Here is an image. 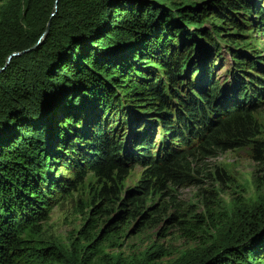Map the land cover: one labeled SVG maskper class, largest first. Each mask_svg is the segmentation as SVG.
Returning a JSON list of instances; mask_svg holds the SVG:
<instances>
[{
	"label": "trees",
	"instance_id": "16d2710c",
	"mask_svg": "<svg viewBox=\"0 0 264 264\" xmlns=\"http://www.w3.org/2000/svg\"><path fill=\"white\" fill-rule=\"evenodd\" d=\"M243 20L264 33V0H0V264H161L155 251L142 259L107 254L109 244L119 246L117 221L141 224L151 209L163 212L171 188L196 185L201 164L219 153L250 146L264 166L256 109L264 81L249 72L250 82L239 79L242 69L264 74V67L238 50L254 53L253 38H232L248 35ZM48 23L44 41L5 66L34 47ZM223 36L236 77L205 90L202 70L198 88L190 73L201 66L212 76L222 50L215 38ZM234 87L244 107L218 101ZM152 118L159 125L148 126ZM134 159L140 177L124 192ZM84 180L115 206L114 216L97 225L92 213L67 255L43 239L44 224L57 197ZM253 181L264 190V177ZM202 207L201 215L187 209L171 218L192 240H205L178 264H264V206L239 210L238 225L217 246L206 237L230 222L225 205L209 196Z\"/></svg>",
	"mask_w": 264,
	"mask_h": 264
},
{
	"label": "rangeland",
	"instance_id": "374dc122",
	"mask_svg": "<svg viewBox=\"0 0 264 264\" xmlns=\"http://www.w3.org/2000/svg\"><path fill=\"white\" fill-rule=\"evenodd\" d=\"M177 1V0H173ZM196 3H206L209 0H193ZM246 22L245 30L248 35L243 38L232 37L239 42H247L250 38H253L254 44L250 50L238 49L243 54L242 57L250 59H258L257 66L263 70L264 67V33L253 28L250 22ZM232 29H229L228 33H231ZM217 45L221 50L220 58L221 62H216L212 76L207 79L209 72L205 71L200 66V70H195L190 73L186 72L182 79H184L189 73H194V80L196 86L200 87V77L203 70V83H206L205 90L208 89V83L212 81L218 82L219 89L222 88L230 80V77H236L232 75L231 65L232 61L230 55L232 54L233 47L227 45V37L223 36L221 39L215 38ZM237 48V47H236ZM229 55V56H228ZM218 59V60H217ZM219 61V56L216 58ZM245 69V68H244ZM229 71V72H228ZM242 71L246 74L244 78H239L243 85L247 84L251 76H257L261 78L263 83L264 74L260 72L251 71L249 68ZM249 72V74L247 73ZM206 75V81H205ZM212 78V79H211ZM249 85V84H248ZM264 88V85H257ZM238 89V87H236ZM232 95L225 94L218 97V101L221 99H229L241 104L239 94L240 89L236 90ZM220 91L218 92L219 95ZM185 96V95H184ZM226 101V100H222ZM227 102V101H226ZM219 106L216 108V110ZM261 113L257 116L259 119H264V105H259L256 108ZM147 124L152 125L153 122L158 124L157 118L147 119ZM174 121V115H173ZM150 132V129L148 130ZM153 133V132H152ZM151 133V134H152ZM163 133L157 129L153 138V143L162 139ZM153 137V135H152ZM128 139V138H127ZM154 146V144H153ZM155 148V146H154ZM134 159L130 164L128 178L124 182L123 191H130L135 186L140 177L141 168L136 165ZM64 170V169H63ZM62 170V171H63ZM70 171H63L60 173V177L64 179L69 178ZM197 184L192 182L188 184H180L171 188L173 195V201L170 202L169 198L161 199L160 204L164 205L163 212L153 214L156 209H151L147 220L138 224L139 219L129 220L128 218L122 221H117V231L114 232L113 243H119L116 248L109 244L106 248V253L114 257L118 256L122 258L130 257L131 255L139 256L143 258L144 254L148 251L156 252V259H161V264H178L180 259L188 253L199 251L202 241L205 240H192L190 234L181 231L180 226L176 220H171L172 216L183 214L185 210H193L197 215H201L204 212L202 207L204 198L213 196L222 201L225 205L226 213L229 221L224 227L218 231L210 233V237H206V242L210 245H219L224 241V235L227 232L228 227L238 225L237 217L235 216L239 210L250 211L253 208H261L264 206V190L257 189L254 185L255 177H264V166L257 164L253 156V150L249 147L238 148L229 152H222L214 156V158L204 161L198 169V173L195 176ZM83 185H77L69 193L62 194L57 197L55 204L48 211V221L44 224L43 239L46 242L52 243L60 248L63 252L69 255L72 251V244L74 241L78 242L80 235L78 233L85 225L86 219L91 217L94 213V220H97L98 224H102L107 218H113V214L110 213V209L115 207L109 206L108 200L100 201L98 196L94 193L97 189L96 185L89 184L83 181ZM82 182V183H83ZM80 183V182H79ZM96 199V202L93 200ZM99 200V201H98ZM98 201V202H97ZM97 207L94 210L92 205ZM177 210V211H176ZM95 212H97L95 214ZM109 213V214H108ZM121 237V238H120Z\"/></svg>",
	"mask_w": 264,
	"mask_h": 264
},
{
	"label": "water",
	"instance_id": "95a60500",
	"mask_svg": "<svg viewBox=\"0 0 264 264\" xmlns=\"http://www.w3.org/2000/svg\"><path fill=\"white\" fill-rule=\"evenodd\" d=\"M56 12H57V11H56V6H55V10H54L53 14L51 15V18L54 17V15L56 14ZM49 27H50V23L47 24L44 33L42 34V36L40 37V39L38 40V42L36 43V45H35L34 47H32V48H30V49H28V50H26V51H22V52H18V53H13V54H11V55L7 58V61H6V65H5V66L8 65L9 61H10L12 58H14V57H19V56H21V55H23V54H26V53L32 51V50L35 49V48H36L41 42H43L44 39L47 37V35H48V33H49Z\"/></svg>",
	"mask_w": 264,
	"mask_h": 264
}]
</instances>
